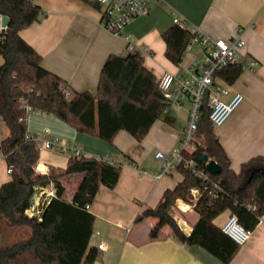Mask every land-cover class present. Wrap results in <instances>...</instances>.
<instances>
[{
	"label": "crops",
	"instance_id": "0c3cea01",
	"mask_svg": "<svg viewBox=\"0 0 264 264\" xmlns=\"http://www.w3.org/2000/svg\"><path fill=\"white\" fill-rule=\"evenodd\" d=\"M33 1L42 9L40 18L22 29L20 35L41 55L43 67L67 81L73 93H97L107 58L130 52L128 37L136 43V51L158 80L166 71L187 75L201 53L199 45L193 44L187 47L178 65L166 57L162 33L175 23L176 17L189 29L213 38L230 40L241 30L246 41L242 49L243 70L233 84L226 82L230 94L225 100L236 92L243 94L244 100L215 131L236 172L243 162L264 154V0H151L149 12L137 16L121 34L103 26L104 6L95 0ZM253 60L257 64L252 69ZM184 114L182 120V115L169 116L174 119L172 123L156 119L142 140L122 129L113 144L97 134L77 130L55 114H28L29 133L48 129L63 141L79 145L86 156L123 161L116 186L100 185L88 207L95 215L90 244L98 248L103 242L105 247L98 249L96 264H225L205 247L179 241L169 225L163 226L158 237L151 238L150 232L159 218H138L144 210L160 203L166 189L174 188L183 179L178 168L160 181L154 175L162 164L155 153L163 150L170 154L177 145L186 123ZM9 133L7 123L0 119V143ZM70 157L67 153L43 150L36 166L40 165L46 173L52 166L66 167ZM83 178L84 173H72L62 179L66 199H73ZM10 179L6 156L0 149V187ZM53 196V184L39 186L31 208L40 211ZM176 203L183 211L176 218H180L181 229L189 234L198 214L191 202L178 199ZM230 214V210L224 211L214 223L222 227ZM5 237L0 235V244ZM227 264H264V214Z\"/></svg>",
	"mask_w": 264,
	"mask_h": 264
},
{
	"label": "trees",
	"instance_id": "16d2710c",
	"mask_svg": "<svg viewBox=\"0 0 264 264\" xmlns=\"http://www.w3.org/2000/svg\"><path fill=\"white\" fill-rule=\"evenodd\" d=\"M42 9L33 0H0V15L9 17L8 30L0 42V119L10 133L0 143L6 156L11 179L0 187V264H96L98 248L91 246L95 215L88 210L100 185L114 188L119 180L121 164L94 156H71L66 167H50L46 173L36 170L40 151L26 139L27 116L24 104L34 111L55 114L81 132L97 134L113 144L122 129L142 140L152 122L163 118L164 99L158 79L145 66L138 51L126 56L110 55L100 74L98 91L72 92L67 81L42 65L41 55L20 35V31L38 21ZM195 33L174 23L163 33L166 57L180 64ZM241 64H231L219 75L229 84L240 76ZM67 89L70 95H67ZM206 103L193 147L184 152L210 174L200 176L184 162L178 164L182 181L165 190L160 203L144 210L138 218L155 216L159 222L150 232L158 237L164 225L172 228L181 242L199 244L223 263H229L240 245L232 240L214 219L226 210L236 214L243 226L252 231L264 214V154L243 162L239 172L231 168V160L221 145L210 120ZM149 117V120L146 119ZM207 154L222 167L212 172L201 156ZM72 173H84L72 200L65 197L62 179ZM219 186H215L216 181ZM55 187V196L44 204L40 213L29 215L32 198L39 186ZM199 187L202 195L193 206L198 219L193 230L185 233L171 214L178 199L191 202V189ZM217 191L213 196L212 192ZM21 228L23 234L8 238L7 232Z\"/></svg>",
	"mask_w": 264,
	"mask_h": 264
},
{
	"label": "built area",
	"instance_id": "2783aa9c",
	"mask_svg": "<svg viewBox=\"0 0 264 264\" xmlns=\"http://www.w3.org/2000/svg\"><path fill=\"white\" fill-rule=\"evenodd\" d=\"M104 6L102 16L103 26L114 34H121L124 28L130 24L137 16L149 12L151 0H95ZM3 15H0V38H4V33L8 30V24L3 23ZM174 22L183 26L185 23L178 17ZM193 36L188 48L193 44L199 45L201 57L194 60V67L188 69V74H179L166 71L158 80V86L164 99L163 115L181 116L186 112V123L183 128L181 138L170 154L163 150H158L155 157L162 164L154 175L156 181L171 174L177 169L178 164L184 162L194 172L208 179L210 174L198 166V163L192 159H186L184 152L193 147L197 139L199 122L202 118L204 106L207 103L210 110V120L215 126H220L225 122L229 115L244 100V95L236 92L230 99L225 97L230 94L229 87L223 78L219 75L220 71L231 64L242 65V49L246 41L241 30L237 35L226 40L223 38H213L198 30H192ZM129 50L136 51L137 45L133 39L128 37ZM257 64V61L251 62V68ZM67 95H70L67 89ZM26 110L34 111L30 105L24 104ZM26 139L33 141L39 151L52 150L60 153H67L70 156H85L79 145H73L63 141L60 137L52 134L48 129L40 133H27ZM111 163L122 164V160L108 159ZM36 170L43 173L46 170ZM146 173L145 170L141 171ZM220 181L215 182L219 186ZM202 195L199 187L191 189V204L194 206ZM213 196L217 191L212 192ZM89 207V206H88ZM29 215L40 213L33 208L27 210ZM222 230L238 245H243L251 236V231L246 229L239 221L236 214H230L222 225ZM104 243L98 244V249L103 250Z\"/></svg>",
	"mask_w": 264,
	"mask_h": 264
},
{
	"label": "water",
	"instance_id": "95a60500",
	"mask_svg": "<svg viewBox=\"0 0 264 264\" xmlns=\"http://www.w3.org/2000/svg\"><path fill=\"white\" fill-rule=\"evenodd\" d=\"M96 3L100 5L99 2ZM2 20L5 24L9 23V17L7 15H3ZM1 41H3V38H0V42ZM201 160L207 162L209 169L214 173H219L222 170L221 165L215 159L209 158L207 154L202 155Z\"/></svg>",
	"mask_w": 264,
	"mask_h": 264
},
{
	"label": "rangeland",
	"instance_id": "374dc122",
	"mask_svg": "<svg viewBox=\"0 0 264 264\" xmlns=\"http://www.w3.org/2000/svg\"><path fill=\"white\" fill-rule=\"evenodd\" d=\"M177 72V71H176ZM32 113V112H31ZM185 118V114L184 115H182L181 117H180V119L179 120H182V119H184ZM180 122V121H179ZM185 201V200H184ZM186 202H188V201H186ZM182 207H184V206H182ZM183 213V211L179 208V206H178V204L177 203H175L174 204V206L171 208V214L173 215V217L177 220V222L180 220V218H176V216L178 215L179 216V213ZM179 223V222H178ZM23 230L21 229V228H19V229H11V230H8V232H7V235H8V238H15V237H17V236H19V235H21V234H23Z\"/></svg>",
	"mask_w": 264,
	"mask_h": 264
},
{
	"label": "bare ground",
	"instance_id": "6f19581e",
	"mask_svg": "<svg viewBox=\"0 0 264 264\" xmlns=\"http://www.w3.org/2000/svg\"><path fill=\"white\" fill-rule=\"evenodd\" d=\"M37 167H38L39 170H45V169H43V168L40 169V165H38ZM184 228H185V227H184Z\"/></svg>",
	"mask_w": 264,
	"mask_h": 264
}]
</instances>
